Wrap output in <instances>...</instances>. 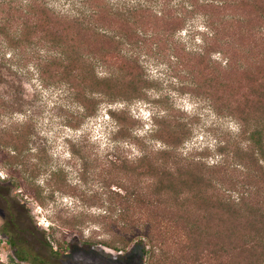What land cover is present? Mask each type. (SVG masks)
<instances>
[{
  "label": "rangeland",
  "instance_id": "374dc122",
  "mask_svg": "<svg viewBox=\"0 0 264 264\" xmlns=\"http://www.w3.org/2000/svg\"><path fill=\"white\" fill-rule=\"evenodd\" d=\"M21 27L32 42L12 38ZM1 28L0 264H264V169L218 152L243 145L232 106L264 117V0H4ZM41 36L76 44L71 82ZM170 167L210 193L244 182L248 202L175 204L157 187Z\"/></svg>",
  "mask_w": 264,
  "mask_h": 264
},
{
  "label": "trees",
  "instance_id": "16d2710c",
  "mask_svg": "<svg viewBox=\"0 0 264 264\" xmlns=\"http://www.w3.org/2000/svg\"><path fill=\"white\" fill-rule=\"evenodd\" d=\"M4 0H0V2H3ZM213 1V0H212ZM218 2H231L236 0H217ZM94 12V10L91 11ZM126 14H130V12L127 10ZM43 18L42 23L46 24V26L49 25L48 17L45 13H43L42 16L39 17L41 20ZM79 18V17H78ZM127 18V17H126ZM45 21V22H44ZM72 23H75L77 25H83L79 19H74ZM26 26V24H24ZM38 25L35 24V27ZM84 26V25H83ZM63 28H60V31H62ZM28 31L26 27H21L17 31H14V36L12 38H19L21 41H28V43L32 42L31 40H34L32 37L26 38V35L28 34ZM0 33L3 32V28H1ZM7 33V32H5ZM47 33L49 31L47 30ZM57 33V32H56ZM8 34V33H7ZM7 37V35H5ZM7 39V38H6ZM39 41H41L46 49L47 55H45V61L47 65H55L56 67L59 66L58 74L61 76L59 80H63L65 82H71L70 78H72L75 74V70H71L72 63L75 60L70 54L69 50L75 49L76 44L72 45L69 41H65L62 38H53L49 39L46 36H41L37 38ZM9 40V39H8ZM55 48L57 51L55 54L52 53L51 49ZM49 54V55H48ZM84 57V58H83ZM76 60H80V62L85 63L86 66L90 69L94 66V64H104L101 60L102 57H78ZM69 68V69H68ZM68 69V70H67ZM97 80H105V78H97ZM107 81V80H106ZM94 92V91H91ZM100 92V91H99ZM262 93L264 92L260 91L255 95L256 100L254 103L255 107H259L261 109H264V96L262 97ZM94 94V93H92ZM92 99V98H90ZM232 108H235L236 112L234 113H228L231 116H235L236 120L239 122L240 130H239V141L243 143V145L239 144L236 147H233L232 149H226V151L223 149H219V155L223 157H227L228 154L231 155V158L233 159L231 165L235 169H250L251 165H260L262 169H264V117L263 113H258L257 116L252 117L253 111L248 113H245L243 109H241L239 106H232ZM257 109V108H255ZM240 142V143H241ZM179 147V144H168L167 149L162 150V153L165 155V158L174 159L177 158L178 154L177 148ZM147 160V157L143 156V158L140 159V161ZM223 162V159L220 160L219 163ZM172 165H175L174 161L171 163ZM141 170V169H140ZM145 172L152 171L151 166H146L144 169ZM187 175V176H186ZM186 176V177H184ZM175 179H178L180 182H175ZM190 183V184H189ZM203 183L204 186H203ZM244 185L240 184L239 181L236 180V183H234L233 188H224L218 183H213L212 185V191L215 193H210L208 190L209 181L207 179H203L201 175L193 171H190V169L178 167V169H174L173 167H170L169 169H164L161 177L157 181V187L158 191L161 194H167V195H174L177 198V201L175 200V204H177L178 200L181 199L179 202L181 205H185V202L182 200L184 197H190L191 199L188 200L191 203H195L198 200L202 199H213L218 201L222 206H224L225 209L228 210H234V208L240 210V208H237L239 204H243L247 200V196L249 193L246 192L244 187L246 186V183L242 182ZM180 186H184V188H180ZM240 186V187H238ZM211 190V189H210ZM126 191V194L120 195V210L124 214V212L129 211V209L132 207V201H136L132 199V195H135L131 191ZM235 194V195H233ZM142 200V199H141ZM143 206L149 204V206H154L155 203H145L144 200H142ZM156 203H158V200L156 199ZM140 204V203H139ZM133 206L134 209H136L140 205ZM234 206V207H233ZM139 208H143L142 205ZM234 213L238 215L235 211ZM123 216V215H121ZM180 219H184L183 217ZM192 225V223H189ZM188 224V225H189ZM190 225V226H191ZM185 226V223L183 224ZM196 226V224L194 225ZM193 226V227H194ZM146 229V235L149 238L150 244H154V240H156L152 235V231L155 230L157 227L155 220H147V222L144 225ZM159 242V241H158ZM143 248V247H142ZM141 248L142 252L143 249ZM119 250V249H118ZM139 250V249H138ZM120 251V250H119ZM21 258H24L25 256L20 254ZM45 264V263H40Z\"/></svg>",
  "mask_w": 264,
  "mask_h": 264
},
{
  "label": "built area",
  "instance_id": "2783aa9c",
  "mask_svg": "<svg viewBox=\"0 0 264 264\" xmlns=\"http://www.w3.org/2000/svg\"><path fill=\"white\" fill-rule=\"evenodd\" d=\"M117 252H120V251H117Z\"/></svg>",
  "mask_w": 264,
  "mask_h": 264
},
{
  "label": "flooded vegetation",
  "instance_id": "af4514ba",
  "mask_svg": "<svg viewBox=\"0 0 264 264\" xmlns=\"http://www.w3.org/2000/svg\"><path fill=\"white\" fill-rule=\"evenodd\" d=\"M26 230V229H25Z\"/></svg>",
  "mask_w": 264,
  "mask_h": 264
}]
</instances>
